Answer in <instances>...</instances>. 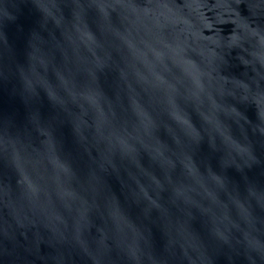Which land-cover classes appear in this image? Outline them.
Masks as SVG:
<instances>
[{"label":"water","instance_id":"obj_1","mask_svg":"<svg viewBox=\"0 0 264 264\" xmlns=\"http://www.w3.org/2000/svg\"><path fill=\"white\" fill-rule=\"evenodd\" d=\"M0 264H264V0H0Z\"/></svg>","mask_w":264,"mask_h":264}]
</instances>
